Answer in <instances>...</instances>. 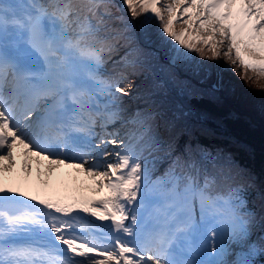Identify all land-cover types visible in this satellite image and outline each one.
I'll return each mask as SVG.
<instances>
[{
	"label": "snow or ice",
	"instance_id": "1",
	"mask_svg": "<svg viewBox=\"0 0 264 264\" xmlns=\"http://www.w3.org/2000/svg\"><path fill=\"white\" fill-rule=\"evenodd\" d=\"M122 4L134 19L158 21L178 55L222 57L264 90V0ZM114 7L111 0H0V264H229L226 240L243 247L255 221L243 186L218 191L217 176L181 156L152 181L135 144L108 131L119 119L117 94L130 87L99 72L116 51L102 35ZM97 95L109 98L106 111L93 107ZM64 169L75 175L65 179ZM70 184L75 194H61ZM197 207L201 222L213 225L202 243ZM85 214L110 221L104 239L77 234L95 228H77ZM236 256L232 264H253L248 253Z\"/></svg>",
	"mask_w": 264,
	"mask_h": 264
},
{
	"label": "trees",
	"instance_id": "2",
	"mask_svg": "<svg viewBox=\"0 0 264 264\" xmlns=\"http://www.w3.org/2000/svg\"><path fill=\"white\" fill-rule=\"evenodd\" d=\"M119 2L111 0L117 6L112 9L115 18L102 33L114 40L116 51L105 54L99 72L130 87L127 95L117 94L120 124H111V129L125 144H135L152 181L164 177L172 160L181 156L217 176L218 191L226 194L243 186L255 221L243 247L226 240L223 259L232 264L243 251L253 264H264V90L242 80L241 70L233 71L222 57L178 55L158 21L134 19ZM183 27L177 24L175 30ZM215 74L222 92L209 86Z\"/></svg>",
	"mask_w": 264,
	"mask_h": 264
},
{
	"label": "rangeland",
	"instance_id": "3",
	"mask_svg": "<svg viewBox=\"0 0 264 264\" xmlns=\"http://www.w3.org/2000/svg\"><path fill=\"white\" fill-rule=\"evenodd\" d=\"M121 5H123L122 4V2H121ZM162 58H163V56H161ZM103 96L102 95H97L96 96V100L97 101H99L101 104H102V106H99L98 108L100 109V110H102L101 112H103V111H106L105 109H104V104L105 103H103L102 101H101V98H102ZM96 106V105H95ZM100 118H98V120H99ZM97 131L99 132L100 131V129H99V127H97ZM108 131H113V130H111V127L110 128H108ZM110 148H111V146H109ZM46 163V162H45ZM75 171V170H74ZM33 181H35V176H33ZM90 183V182H89ZM87 191H89L88 189H86ZM92 195H91V197H96V193L95 192H92V191H89ZM61 194H65V193H62L61 192ZM67 195H70V194H67ZM93 220H96V221H98V222H101V223H99V224H108L110 221H99V220H97L95 217H91V216H88L87 214H85V219L83 220V221H81L80 222V227H91L92 225H98L97 223H95ZM102 226V225H101ZM104 226V225H103ZM78 227V226H77ZM220 244V242L218 243V245Z\"/></svg>",
	"mask_w": 264,
	"mask_h": 264
}]
</instances>
